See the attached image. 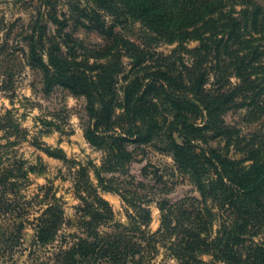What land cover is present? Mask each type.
Returning <instances> with one entry per match:
<instances>
[{
  "label": "trees",
  "instance_id": "16d2710c",
  "mask_svg": "<svg viewBox=\"0 0 264 264\" xmlns=\"http://www.w3.org/2000/svg\"><path fill=\"white\" fill-rule=\"evenodd\" d=\"M135 9L156 37L176 43L165 67L149 69L150 50L111 27L104 29L110 40L102 48L76 39L62 45L46 33L40 15L28 23L19 49L5 42L0 51H17L37 69L44 93L61 88L84 97V138L104 152L95 170L98 185L109 189L102 172H127L133 158L129 144L154 142L172 155L197 194L159 198L160 224L151 231L147 194L123 197L132 212L126 223L115 221L81 166L74 184L81 201L75 230L59 235L67 220L51 187H40L41 194L25 201V208L16 207L4 195L13 185L9 178L25 171L20 164H0V219L12 216L0 224V256L12 258L28 223L36 230L30 255L56 243L47 260L36 256V264H157L160 248L174 264H264V140L245 149L237 143L234 148L243 157H229L234 134L224 126L225 113L240 97L250 99L243 105L264 109V5L256 0H136ZM192 41L197 44L188 47ZM123 57L129 59L128 70ZM8 80L2 88H8ZM4 126L20 133L10 118ZM208 131L225 138V150L195 143L194 136ZM39 197L42 211L23 217Z\"/></svg>",
  "mask_w": 264,
  "mask_h": 264
},
{
  "label": "rangeland",
  "instance_id": "374dc122",
  "mask_svg": "<svg viewBox=\"0 0 264 264\" xmlns=\"http://www.w3.org/2000/svg\"><path fill=\"white\" fill-rule=\"evenodd\" d=\"M256 1L264 5V0ZM135 3L136 0H0V45L7 42L10 47L19 49L23 45L21 37L28 23L40 15L46 33L56 35L62 45L76 39L86 46L102 48L110 40L103 33L104 29L111 27L114 32L150 50L149 69L165 67L176 43H168L165 37H156L144 20L137 16ZM196 44L192 41L187 46ZM8 52L0 51V118L7 114V118L0 119V164H20L25 171L24 176L9 178L13 185L7 188L4 196L10 203L25 208V201L37 193L41 194L40 187L50 186L60 199L67 220L59 235L73 232L78 215L76 208L81 205L74 187L75 177L83 166L97 185L98 194L111 206L115 221L126 223L127 213L132 212L123 197L147 194L151 199L145 205L151 214L149 229L155 231L160 224L156 204L159 198L176 200L197 194L172 155L163 150L160 143L154 142L129 144L133 158L127 165V172H102L109 189L98 185L95 170L99 168L104 152L92 147L84 138V97L61 88L44 93L38 70L27 65L19 52ZM185 59L189 61L188 56ZM122 60L128 70L129 59L123 57ZM8 76V88H2V81ZM231 81L233 83L235 79ZM249 101L246 96L238 98L236 106L224 115V126L234 134L228 156L235 159L244 155L234 148L237 143L239 148L245 149L247 144L256 145L264 140V109L256 104L243 105ZM9 118L20 129L19 134L9 132L10 129L4 126ZM203 135L194 136L195 143L225 150L224 137H213L211 131ZM45 148L59 153L60 157L47 154ZM39 199L26 208L23 217L32 219L42 211L45 204H39ZM11 217L9 214L8 218L0 219V224L9 223ZM35 232L33 225L27 223L22 246L13 252L12 258L8 254L1 255L0 264H36V256L40 257V261L47 260L46 256L56 243L42 249L38 255H30L29 248ZM159 251L155 259L157 264L175 263L166 255L164 248Z\"/></svg>",
  "mask_w": 264,
  "mask_h": 264
}]
</instances>
